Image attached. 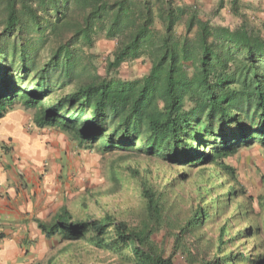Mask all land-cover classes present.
<instances>
[{
	"label": "trees",
	"instance_id": "16d2710c",
	"mask_svg": "<svg viewBox=\"0 0 264 264\" xmlns=\"http://www.w3.org/2000/svg\"><path fill=\"white\" fill-rule=\"evenodd\" d=\"M240 3L229 0L241 20L231 28L173 0H0V119L19 104L35 109L38 128L68 132L82 148L145 154L172 167L213 165L228 184L226 204L203 199L179 219L169 192L141 180L144 217L136 226L111 214L74 222L62 207L51 223L37 222L46 239L87 240L114 255L108 264H174L175 257L184 264H264V224L231 236L234 214L224 210L236 197L252 202L224 161L244 148L264 149V21L260 28L250 23ZM100 37L115 42L104 77L90 53ZM144 59L150 66L141 78L117 77L121 66ZM58 87L70 91L55 94ZM255 202L264 212V193ZM234 211L246 215L242 204ZM224 217L209 238L205 228ZM240 238L254 239V255L236 250Z\"/></svg>",
	"mask_w": 264,
	"mask_h": 264
},
{
	"label": "rangeland",
	"instance_id": "374dc122",
	"mask_svg": "<svg viewBox=\"0 0 264 264\" xmlns=\"http://www.w3.org/2000/svg\"><path fill=\"white\" fill-rule=\"evenodd\" d=\"M173 1L179 7L196 10L212 25L235 28L241 24L240 17L230 10L229 0H224V8L218 13L215 12L219 0ZM239 1L241 3L238 6L241 7L244 17L260 28L264 21V0ZM178 32H184L183 25L178 26ZM193 35L194 32L191 36ZM114 49V41L100 37L95 42L90 53L95 56L96 72L99 76L104 77L105 61L112 55ZM47 58L46 49L41 50L38 54L39 64H44ZM149 66L145 59L137 60L130 65L125 64L120 67L117 77L123 80L139 79L147 73ZM54 90L55 94H62L70 91V87H58ZM8 114L12 119L28 123L31 128L28 133L40 132L50 145V149L70 155V187L61 195L64 196L62 206L71 214L74 222L90 221L111 214L119 221L136 226L144 217V202L140 194L141 180L150 182L159 191L169 192L173 206L181 210V213L174 212L179 219L187 217L188 212H184L187 205L192 203L191 205L195 206L203 199L219 197L218 199L222 198L226 204L223 196L228 190L227 179L224 171L213 165L201 168L172 167L168 162L145 154L105 153L97 145L82 148L68 132L56 127L38 128L34 123L35 109L24 108L18 104L14 105ZM224 162L234 169L239 188H243L247 196L252 198L251 202L236 197L224 208L225 217L234 214L229 225V234L233 236L236 232L252 226L254 228L259 226L261 229L264 224V212L258 208L255 200L264 193L262 181L264 149L259 145L244 148ZM221 183L223 184L220 185ZM59 201L61 202V199ZM239 204L243 205V211L246 213L244 217L234 211ZM225 217L212 221L205 228L204 232H207L209 238H216L218 228L223 224ZM154 240L160 242L161 235L155 236ZM254 243L253 238H240L235 243V248L239 252L254 255ZM167 251L169 252V247ZM28 253L31 258L27 264H108L115 260L112 253L91 246L87 240L70 242L60 237L43 239L42 244L32 247ZM173 262L184 264L178 257H175Z\"/></svg>",
	"mask_w": 264,
	"mask_h": 264
},
{
	"label": "crops",
	"instance_id": "0c3cea01",
	"mask_svg": "<svg viewBox=\"0 0 264 264\" xmlns=\"http://www.w3.org/2000/svg\"><path fill=\"white\" fill-rule=\"evenodd\" d=\"M8 113L0 119V264H27L31 248L46 239L37 222L51 223L63 207L70 155Z\"/></svg>",
	"mask_w": 264,
	"mask_h": 264
}]
</instances>
